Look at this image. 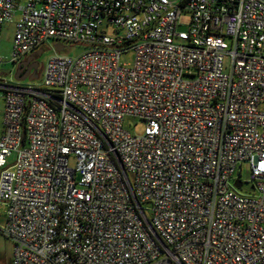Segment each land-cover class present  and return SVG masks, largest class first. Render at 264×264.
<instances>
[{
    "label": "built area",
    "instance_id": "built-area-1",
    "mask_svg": "<svg viewBox=\"0 0 264 264\" xmlns=\"http://www.w3.org/2000/svg\"><path fill=\"white\" fill-rule=\"evenodd\" d=\"M15 8L10 61L84 50L0 76L11 264H264V0H0V32Z\"/></svg>",
    "mask_w": 264,
    "mask_h": 264
},
{
    "label": "rangeland",
    "instance_id": "rangeland-1",
    "mask_svg": "<svg viewBox=\"0 0 264 264\" xmlns=\"http://www.w3.org/2000/svg\"><path fill=\"white\" fill-rule=\"evenodd\" d=\"M21 9L15 8L12 11V18L5 21L2 25L1 29V38H0V56L3 58L0 62V76L15 82L22 84H39L42 81L43 77V69L46 66L47 62L51 57L56 54H72L76 55L84 50V46L82 44H73L70 42H63L65 45V49L56 50L54 47V41L48 40L45 44H43L40 48H42V52L39 56H37V60L39 63V67L37 69L38 76L33 78L26 77L24 79H17L15 77L16 66L14 62L9 60L10 54L12 52L13 46V35H14V27L15 21L20 17ZM189 21V13L184 12L180 18L181 24H179L178 29H187V23ZM133 58V52L123 53L121 56L122 62H131ZM227 61V60H226ZM4 99L0 96V135L3 128V110H4ZM136 119L132 117H127L125 119V127L132 134H141L143 132L144 123L141 121L136 123ZM15 158V154H13L8 162L11 163ZM239 176L242 181H245L244 184L238 188V191L246 194H255L256 189L252 186L250 182H246L250 176V164L249 162H243L238 165L235 177ZM149 205V204H147ZM5 205L0 200V264H11L13 250H14V242L8 237L4 232L5 226V215H4Z\"/></svg>",
    "mask_w": 264,
    "mask_h": 264
},
{
    "label": "flooded vegetation",
    "instance_id": "flooded-vegetation-1",
    "mask_svg": "<svg viewBox=\"0 0 264 264\" xmlns=\"http://www.w3.org/2000/svg\"><path fill=\"white\" fill-rule=\"evenodd\" d=\"M33 51L26 56H24L21 60L18 62H14L16 66L15 76H21L25 73H28V75L34 74L35 76H38L37 69L39 67V63L37 60V56L41 54V52Z\"/></svg>",
    "mask_w": 264,
    "mask_h": 264
},
{
    "label": "water",
    "instance_id": "water-1",
    "mask_svg": "<svg viewBox=\"0 0 264 264\" xmlns=\"http://www.w3.org/2000/svg\"><path fill=\"white\" fill-rule=\"evenodd\" d=\"M55 48H56L57 50H62V49H63V45H62V44H56V45H55ZM37 52H39V53L42 52V48L38 49ZM15 77H16L17 79H24V78H26V77L33 78V77H35V75H34V74L28 75V73H25V74H23V75H21V76L16 75ZM235 185H236L237 187H240V186H241V181H240V180H237L236 183H235Z\"/></svg>",
    "mask_w": 264,
    "mask_h": 264
}]
</instances>
